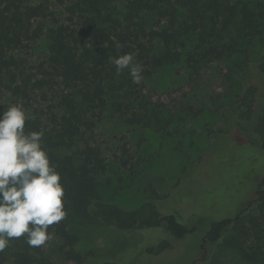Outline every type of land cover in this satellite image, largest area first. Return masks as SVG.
I'll use <instances>...</instances> for the list:
<instances>
[{
	"label": "trees",
	"instance_id": "1",
	"mask_svg": "<svg viewBox=\"0 0 264 264\" xmlns=\"http://www.w3.org/2000/svg\"><path fill=\"white\" fill-rule=\"evenodd\" d=\"M57 7L64 9L67 24L57 20L52 10ZM76 20H80L78 36L73 28ZM38 41L45 43L46 62L27 68L18 53ZM254 43L263 53L246 65L251 72L264 75V23L241 1L43 0L32 4L0 0V95L8 98L0 113L19 104L29 117L25 132L43 133V150L61 177L66 212L63 220L49 226L51 239L40 247H30L24 236L11 239L0 251V264H53L46 257L51 241L59 242L64 264H83L76 251L77 235L69 230L71 221L78 218L122 233L163 231L176 239L203 226L209 243L240 228L241 251L249 237L259 241V229L264 225V185L253 193V214L248 211L212 220L201 210L195 226L187 228L175 211H160L156 200L133 210L104 201L98 185L105 181L114 158L107 161L95 141L96 126L108 109L127 125L161 134L184 122V114L189 113L188 108L175 105L177 90L171 94L172 102L171 95L149 94L145 86L130 90L129 72L118 73L110 58L132 54L135 65L142 68V78L182 61L196 74L233 49ZM247 113L246 118L252 114L249 108ZM252 120L251 126L239 124V129L256 140L257 152L264 153V106ZM128 157L124 148L116 160L126 167ZM171 248L164 240L145 251L158 256Z\"/></svg>",
	"mask_w": 264,
	"mask_h": 264
},
{
	"label": "rangeland",
	"instance_id": "2",
	"mask_svg": "<svg viewBox=\"0 0 264 264\" xmlns=\"http://www.w3.org/2000/svg\"><path fill=\"white\" fill-rule=\"evenodd\" d=\"M41 1L28 0L32 4ZM232 1L248 4L264 23V0ZM52 10L60 23L67 24L63 8ZM79 22L73 26L75 36L80 33ZM45 47L43 41L30 44L18 53V59L27 68L37 67L46 62ZM262 53L254 43L233 49L226 58L207 64L196 74L182 61L142 78L139 84L132 81L130 90L145 86L149 94L169 96L177 90L175 105L188 108L189 113L184 114V122L161 134L127 125L108 109L95 129L103 156L107 161L114 158L105 181L98 185L101 198L126 210L156 200L160 211H175L187 228L195 226L201 210L212 220L248 211L253 214V193L264 185V153L257 152L258 143L244 134L239 124L251 126L252 117L264 106V75L251 72L246 65ZM168 98L172 102L173 96ZM7 100L0 95V106ZM248 108L250 119L245 117ZM124 148L130 161L121 167L116 159ZM200 228L176 239L163 231L122 233L83 218L69 225L77 235L76 251L83 264H264V225L259 229V241L249 237L243 251L238 245L240 228L216 243H209L205 228ZM164 240L172 245L170 250L158 256L146 254L147 247ZM58 248V241L49 243L47 260L64 264Z\"/></svg>",
	"mask_w": 264,
	"mask_h": 264
},
{
	"label": "clouds",
	"instance_id": "3",
	"mask_svg": "<svg viewBox=\"0 0 264 264\" xmlns=\"http://www.w3.org/2000/svg\"><path fill=\"white\" fill-rule=\"evenodd\" d=\"M133 60L130 53L110 58L118 73L128 69L139 84L142 68ZM28 118L19 104L0 113V251L22 236L30 247L44 245L51 239L49 226L66 216L60 174L43 150V133L25 132Z\"/></svg>",
	"mask_w": 264,
	"mask_h": 264
}]
</instances>
